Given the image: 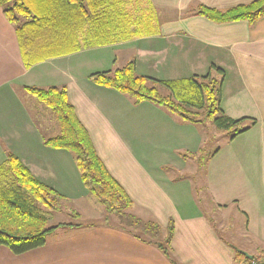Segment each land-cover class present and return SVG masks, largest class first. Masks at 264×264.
<instances>
[{
    "label": "crops",
    "instance_id": "crops-1",
    "mask_svg": "<svg viewBox=\"0 0 264 264\" xmlns=\"http://www.w3.org/2000/svg\"><path fill=\"white\" fill-rule=\"evenodd\" d=\"M254 1L146 0L141 5L154 12H141L138 6L133 10L149 21V35L89 47L30 68L15 27L0 8V165L9 153L16 155L66 201L103 217L61 226L44 246L20 255L0 245V264H173L157 247L108 221L103 206L82 184L73 154L45 144L60 134V125L54 112L26 91L32 86L66 88L98 156L133 201L131 213L163 230L174 224L171 246L177 264H239L237 251L264 253V18L253 25L215 23L191 13L198 6L224 11ZM101 49H113L114 64L121 58L116 69L133 62L138 75L156 80L203 76V70L215 65L225 72L224 113L249 118L253 125L222 144L224 136L211 123L187 122L153 102L138 103L100 86L89 76L116 69L106 62L94 73L89 69L82 74L90 64L75 59ZM67 61L70 65L62 69ZM44 68L47 73L38 78ZM72 71L75 76H69ZM30 105L44 114V126ZM231 207L243 214L244 232L260 242L253 254L223 237L217 226ZM60 223L68 222H50Z\"/></svg>",
    "mask_w": 264,
    "mask_h": 264
},
{
    "label": "trees",
    "instance_id": "trees-1",
    "mask_svg": "<svg viewBox=\"0 0 264 264\" xmlns=\"http://www.w3.org/2000/svg\"><path fill=\"white\" fill-rule=\"evenodd\" d=\"M0 8L15 27L28 68L50 58L128 41L150 32L149 21L130 11L126 0H0ZM191 13L215 23L247 21L253 25L264 18V0L224 11L198 6ZM224 75V70L212 65L203 76L156 80L138 75L132 62L114 71L94 73L90 79L138 103L153 102L187 122L211 123L226 131L235 128L230 136L234 139L251 126L240 128L249 118H230L221 108ZM25 89L56 115L60 134L46 139L45 144L73 154L82 184L103 206L106 219H115L121 229L157 247L177 264L171 246L174 224L171 222L163 230L157 222L131 213L133 201L98 156L87 130L76 116L66 88L32 86ZM165 89L166 94L163 93ZM64 201V196L41 182L16 155L9 153L0 165V245L16 255L44 246L51 232L72 224L51 225L42 208L59 212ZM237 255L241 262L248 260L239 251ZM261 255L264 253L253 257Z\"/></svg>",
    "mask_w": 264,
    "mask_h": 264
},
{
    "label": "rangeland",
    "instance_id": "rangeland-1",
    "mask_svg": "<svg viewBox=\"0 0 264 264\" xmlns=\"http://www.w3.org/2000/svg\"><path fill=\"white\" fill-rule=\"evenodd\" d=\"M128 2V9L131 10H135V6H138L139 9L138 10H143L144 12H154L153 9H151L150 7H144L143 5H141L143 2L146 3V0H126ZM141 2V3H140ZM148 6V5H147ZM133 10V12H134ZM141 10V12H142ZM163 12V11H162ZM166 13V12H163ZM161 17V15H159ZM113 53V49H106L104 51H99V52H86V54L84 55H79L76 59L75 62H79V63H83L84 60L86 59V62L89 63L90 65L88 67H85L81 73L85 74L87 73V71L89 69H93L92 73H94L95 71H97V67H99L100 65H103L104 63H109V68L116 69L117 67L121 66V58L118 59L117 63L114 64V55L111 56V54ZM104 54V55H103ZM134 55L133 52L132 53H128L123 59H127L129 56ZM111 57V59H110ZM102 59V60H100ZM70 65V62L67 61L64 64H62V66H64L62 69H67V67ZM73 65V63H72ZM71 67H75V66H71ZM107 67V66H106ZM62 69L60 71H62ZM48 69L44 68L43 70L41 69L40 71V75L38 76V78H41L44 76V72L47 73ZM201 71V70H200ZM210 69L208 70H203L202 73H204L203 75H206L207 72H209ZM214 72V71H213ZM81 73H78V75H82ZM137 73V72H136ZM138 74V73H137ZM214 74L216 75V73L214 72ZM76 73H74L73 71L71 72V74L69 76H75ZM90 77V76H89ZM65 77H60V80H64ZM43 82H45V78H43L42 80ZM164 94L167 93V90L165 89L163 91ZM27 96V95H26ZM31 96V95H30ZM30 108L32 109V113L37 121V123H39V125L42 127L44 126L45 122H44V114L39 113L34 107L32 108V106L30 105ZM51 110V109H49ZM51 112H53L51 110ZM56 116V115H55ZM46 119V118H45ZM246 122V121H245ZM210 124V123H208ZM247 126H252L250 122H246V123H242L239 127L240 128H245ZM215 129L217 131H219V133H222V137L223 138V143H225L227 140H233L230 138V136L234 133L233 131L235 130V128H233L230 131H226V130H220L218 128H216V126H214ZM46 131V130H44ZM224 167L221 166V170ZM222 173L224 174L225 171H222ZM68 201H64L61 205H62V210H64V212L62 214L59 215V213L57 212H53V211H49L46 208H42L44 210L45 215L50 219L51 224H55L58 222H68V223H72V224H84L86 222H100L103 220L102 215H99V212H97L95 209L93 208H82V206H79L77 203L71 202L68 198ZM236 208H229V210H227L226 212H224V214H222L221 216L224 218L222 220V222H219V220H217V226L219 228V230L221 231L223 237H225L226 239L230 240L231 242L235 243L237 246L244 248L246 250H252V248L254 246H257L260 242L257 240L256 237H254L252 235H248L246 234L245 229L243 228V224L246 223V221L244 220V216L243 214H238L236 211ZM210 215H212L210 213ZM212 217H214L212 215ZM115 221V219H114ZM229 224V226H228ZM250 234V233H249ZM254 253V251L252 250V254Z\"/></svg>",
    "mask_w": 264,
    "mask_h": 264
},
{
    "label": "built area",
    "instance_id": "built-area-1",
    "mask_svg": "<svg viewBox=\"0 0 264 264\" xmlns=\"http://www.w3.org/2000/svg\"><path fill=\"white\" fill-rule=\"evenodd\" d=\"M240 264H264V255H261L259 257H253L252 259L243 261Z\"/></svg>",
    "mask_w": 264,
    "mask_h": 264
},
{
    "label": "water",
    "instance_id": "water-1",
    "mask_svg": "<svg viewBox=\"0 0 264 264\" xmlns=\"http://www.w3.org/2000/svg\"><path fill=\"white\" fill-rule=\"evenodd\" d=\"M243 254L248 258V259H252L253 258V256H251V255H248L247 253H245V252H243Z\"/></svg>",
    "mask_w": 264,
    "mask_h": 264
}]
</instances>
